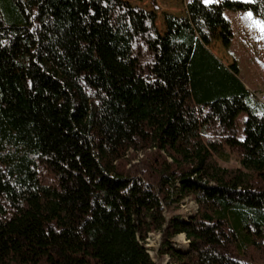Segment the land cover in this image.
Wrapping results in <instances>:
<instances>
[{
  "label": "trees",
  "instance_id": "obj_1",
  "mask_svg": "<svg viewBox=\"0 0 264 264\" xmlns=\"http://www.w3.org/2000/svg\"><path fill=\"white\" fill-rule=\"evenodd\" d=\"M157 10L0 0V264H264V101L209 49L264 0Z\"/></svg>",
  "mask_w": 264,
  "mask_h": 264
},
{
  "label": "rangeland",
  "instance_id": "obj_2",
  "mask_svg": "<svg viewBox=\"0 0 264 264\" xmlns=\"http://www.w3.org/2000/svg\"><path fill=\"white\" fill-rule=\"evenodd\" d=\"M129 1L148 10L153 9L154 6L157 7L156 24L160 32L163 31L164 28L162 14L168 13L181 16L184 14L188 2V0ZM213 1L214 0H204L206 4ZM223 15L231 24L233 31L232 41L227 47H224L220 41H215L210 45L209 49L226 65L236 62L241 81L257 98L264 101V31L262 24L248 12L224 10ZM245 119L246 115L244 113L240 114L236 119L239 130L238 135L243 133V123ZM224 151L228 155L227 159L225 161L223 159H217V164L228 169L239 168L237 155L226 148ZM139 155V159H141L144 153ZM136 162H138L137 158L133 163ZM185 204L183 208L184 211L189 212V210H196V205L192 198H187ZM154 236L157 237V235ZM148 246L149 249H151L155 246V243H149Z\"/></svg>",
  "mask_w": 264,
  "mask_h": 264
},
{
  "label": "built area",
  "instance_id": "obj_3",
  "mask_svg": "<svg viewBox=\"0 0 264 264\" xmlns=\"http://www.w3.org/2000/svg\"><path fill=\"white\" fill-rule=\"evenodd\" d=\"M154 235H156V234L148 235L147 239L145 240V245H144L145 248L148 249L150 256L154 255V250H157V248L159 246V242H160L159 236L157 235V237H156ZM177 241L180 243H184V244L187 243V241H185V238L183 235H180L179 238L177 239ZM149 243L150 244L155 243V246L153 248L149 249V246H148Z\"/></svg>",
  "mask_w": 264,
  "mask_h": 264
},
{
  "label": "crops",
  "instance_id": "obj_4",
  "mask_svg": "<svg viewBox=\"0 0 264 264\" xmlns=\"http://www.w3.org/2000/svg\"><path fill=\"white\" fill-rule=\"evenodd\" d=\"M246 86V85H245ZM246 88H247V86H246ZM238 138L239 139H243V133L241 134V135H238Z\"/></svg>",
  "mask_w": 264,
  "mask_h": 264
}]
</instances>
